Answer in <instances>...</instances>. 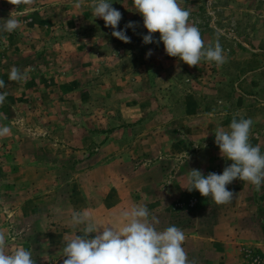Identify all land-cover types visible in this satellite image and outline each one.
<instances>
[{"label": "rangeland", "instance_id": "obj_1", "mask_svg": "<svg viewBox=\"0 0 264 264\" xmlns=\"http://www.w3.org/2000/svg\"><path fill=\"white\" fill-rule=\"evenodd\" d=\"M108 1L132 21L125 5L133 0ZM178 2L190 12L216 6L209 14L220 13L218 34L234 38L223 65L202 59L190 67L156 52L150 78L133 61L88 55L105 44L81 37L103 21L93 0H0V24L10 15L20 21L17 30L0 31V92L7 93L0 125L11 129L0 137L6 252L24 247L36 264H63L74 210L104 224L139 203L160 229L183 230L194 264H264V185L257 191L234 180L227 185L234 198L223 205L184 188L190 170L222 174L232 163L214 131L227 130L234 116L252 119L249 142L264 153V0ZM13 66L24 80L9 81Z\"/></svg>", "mask_w": 264, "mask_h": 264}, {"label": "clouds", "instance_id": "obj_2", "mask_svg": "<svg viewBox=\"0 0 264 264\" xmlns=\"http://www.w3.org/2000/svg\"><path fill=\"white\" fill-rule=\"evenodd\" d=\"M18 6L31 5L35 0H7ZM80 7L78 3L76 5ZM133 6L143 17L147 35L143 43L162 42L165 53L176 57L190 67L197 66L201 60L215 62L221 66L226 62L224 50L219 43L205 45L199 28L189 23L190 11L182 8L178 0H133ZM94 17L101 18L105 27L113 29L112 36L124 43H130L125 30H117L122 13L112 7L108 0H93L91 4ZM20 27L17 18L9 16L0 24V31L11 33ZM135 28L128 22L125 29ZM159 33V41L153 34ZM152 53L148 52V56ZM9 81H22L25 72L13 66L8 73ZM6 87L0 79V89ZM7 93L0 92V105ZM6 118V117H5ZM253 121L251 118H232L228 129L216 128L215 144L220 155L232 161L222 174L190 170L187 176L189 192L197 190L202 197L211 196L217 205L231 203L234 193L227 185L234 180L248 182L257 191L264 185V153L259 145L249 142ZM11 133L6 125H0V137ZM160 219L152 215L145 204L133 203L120 212L111 222L100 224L88 210L73 211L68 226L74 231L65 237L62 249L63 264H194L183 247L186 240L183 230L175 225L159 228ZM79 233V234H78ZM6 232L0 230V264H36L32 252L17 247L5 251Z\"/></svg>", "mask_w": 264, "mask_h": 264}, {"label": "trees", "instance_id": "obj_3", "mask_svg": "<svg viewBox=\"0 0 264 264\" xmlns=\"http://www.w3.org/2000/svg\"><path fill=\"white\" fill-rule=\"evenodd\" d=\"M187 1V0H186ZM109 3H112V1H108ZM212 5V3H211ZM113 8L119 10L122 13V19L119 22L118 29L117 30H125L126 35L130 37L131 42L130 43H124L121 40L115 38L112 36L113 29L111 27H105L104 21H98V24L96 27L92 29H87L84 34H82L81 37L83 38H96V39H102L105 40L104 45H94L91 47L90 50H88V55L90 53L94 52V56L97 57H109V54H113L117 57L118 63L120 65H123L125 61H133L135 65V68L137 67H143L146 70V75L151 78V70L154 66V60L148 59L150 56H152L156 52H162L165 53L164 45L162 42L156 43H150V44H144L143 43V36L147 35V29L143 26V17L136 12V9L133 5L129 3V5H125V7L130 8V14L132 15V21L135 23V28H127L125 29V25L127 22L126 17V10L123 8V6L115 7L112 5ZM186 9V8H185ZM216 6H212L210 9H208V6L202 5L198 8L197 12H190V18L189 23L195 24L201 33V37L205 42V39L212 40L213 45L217 40H219L220 45L222 46L223 50L228 51V55L230 56L233 54V52L229 51L228 47L230 48V45L228 44L231 39H234L233 36L230 35V33L225 32L226 35H230V39L227 38L226 35L218 34V30L221 27V20L220 13H213V15L209 14V10H215ZM187 10V9H186ZM159 33H154L153 38L154 41H159ZM75 37H77V34H74ZM218 36V37H216ZM228 42V43H227ZM108 44V46H107ZM205 45H209L206 44ZM108 48H111V53H108ZM125 51L127 52L126 60L122 59L120 56L121 52ZM151 51V55L148 56V52ZM137 54V55H136ZM174 58V57H173ZM205 62H208L204 60ZM262 70H264V67H262ZM264 72V71H262Z\"/></svg>", "mask_w": 264, "mask_h": 264}]
</instances>
